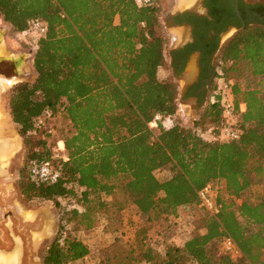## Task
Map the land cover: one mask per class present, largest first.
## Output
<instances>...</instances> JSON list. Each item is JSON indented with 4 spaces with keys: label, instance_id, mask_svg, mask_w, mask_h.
<instances>
[{
    "label": "trees",
    "instance_id": "trees-1",
    "mask_svg": "<svg viewBox=\"0 0 264 264\" xmlns=\"http://www.w3.org/2000/svg\"><path fill=\"white\" fill-rule=\"evenodd\" d=\"M0 16L17 32L30 30L35 19L47 25L33 58L35 82L15 86L9 100L28 149L26 200L60 207L59 198L71 197L78 204L61 211L43 264L86 257L90 248L77 232L98 226L117 191L149 223L179 219L185 208L202 215L182 245L163 241L160 249L145 233L139 252L118 263L264 264V23L241 27L220 50L216 70L233 82L236 107L243 102L245 111L238 115V139L209 141L198 129L218 131L219 103L210 102L186 127L177 120V85L158 75L167 60L157 0L141 6L134 0H0ZM241 69L249 72L244 81L238 80ZM46 108L65 113L72 124L63 137L67 160L52 157L49 135L35 126ZM158 113L174 123L167 129L159 122L155 136L149 123ZM42 161L60 165L56 183L31 179V164ZM208 184L217 186V216L200 206L198 193ZM255 185L263 192L254 202L245 194ZM225 236L242 256L223 251Z\"/></svg>",
    "mask_w": 264,
    "mask_h": 264
},
{
    "label": "rangeland",
    "instance_id": "rangeland-1",
    "mask_svg": "<svg viewBox=\"0 0 264 264\" xmlns=\"http://www.w3.org/2000/svg\"><path fill=\"white\" fill-rule=\"evenodd\" d=\"M157 2L158 5L161 7V17L164 11L168 12L169 10H171L170 8L172 6L177 5V3H174V0H157ZM116 20L118 19L116 18ZM0 25H5L10 28L8 42H10L9 44L11 47V52H8L5 51L2 44L0 54L2 55L6 53V55L12 59L13 54L17 53L18 51H22L17 54L24 58V61H27L24 63L23 69L26 70L27 73L31 72V65L33 64V58L37 49L39 35L30 30L26 32H17L12 28L9 23L5 22L1 16ZM162 34L166 41L164 47L166 49L168 37L167 34L164 32L163 26ZM165 54L167 57V52ZM218 63L219 59L216 60V65H218ZM160 76L162 79L170 80L177 85V82L170 74V70L167 65L161 70ZM246 76H249V72L246 69H241L239 72L238 80L244 81V78H246ZM25 80H30V76H27L26 79H20L17 83L13 84L10 87L9 91L3 94V105L7 110V99L9 96H11L13 88L21 82H25ZM210 102L211 96L207 98L206 105L200 110L198 114L190 113L191 106L189 104H180L178 102L179 105L177 110V120L180 121V123L186 127L194 126L195 122H197L201 118L204 110L208 107V104ZM12 126L14 131L15 128L18 130V126L13 124ZM71 126L72 124L65 113H57L54 120L55 135L50 137V143L54 145L59 138H63L69 132V130H71ZM210 127L211 126L208 125L203 128L204 130L202 131L205 133V137L211 139L212 136L207 133L206 129ZM153 130L155 136H157L159 134V129L154 128ZM15 155H17L18 157L16 156V160H13V164L14 166H18V164L21 165L20 182L26 184L28 182L26 176L28 175L29 168V163L27 161V147H25V145L23 144L21 151L16 152V154H13L12 156ZM159 174L163 177L166 176L168 172L162 171ZM262 192L263 186L255 185L246 192L245 198L255 202L257 201ZM108 201L110 202V204L107 210L105 211L107 216H105L106 219L105 217L100 218L98 226L94 229L77 232L78 237L89 246L90 253L86 257L73 261L69 264H122L118 263V261L124 259L126 256L132 255V250H136L135 254L139 252L142 241L141 236H143V234L145 233H147V236L148 238H150V241L155 245H158L160 249H162L161 246L163 241L169 243L171 242L176 245H182L187 239L190 238L194 228L192 224L194 223L196 218L202 216L198 210L185 208L179 211L181 219H170L168 217H164L160 221L149 223L146 222L145 219L141 216L138 208L132 202L127 200L122 191H117L114 195L108 198ZM59 203L61 205L60 207L56 206L55 201L52 200L37 199L35 201H32L31 204L42 207L43 228H45L48 225L49 221L54 219L55 217L60 218V213L64 208L71 209L74 207H78L75 198L71 197L59 198ZM121 205H123L122 208L119 207ZM147 229L148 232H146ZM56 235L57 233L55 234V232L52 231L49 235L44 236V238L41 239L42 250H40L39 253L37 252L36 255L42 257V262L49 245L56 237Z\"/></svg>",
    "mask_w": 264,
    "mask_h": 264
},
{
    "label": "flooded vegetation",
    "instance_id": "flooded-vegetation-1",
    "mask_svg": "<svg viewBox=\"0 0 264 264\" xmlns=\"http://www.w3.org/2000/svg\"><path fill=\"white\" fill-rule=\"evenodd\" d=\"M174 3L177 5L164 11L161 17L168 37L166 65L177 82L180 102L191 106V114H198L215 86L216 60L223 44L246 24L264 23V0H174ZM0 72L17 74L9 60L0 62ZM36 253L28 251L26 261L34 262L36 258L38 261Z\"/></svg>",
    "mask_w": 264,
    "mask_h": 264
},
{
    "label": "crops",
    "instance_id": "crops-1",
    "mask_svg": "<svg viewBox=\"0 0 264 264\" xmlns=\"http://www.w3.org/2000/svg\"><path fill=\"white\" fill-rule=\"evenodd\" d=\"M117 19L115 21L119 23V18L117 17ZM161 20L164 21L162 18ZM9 34L10 28L0 25V49L3 44L5 51L11 52L10 42H8ZM20 52L22 51L17 53ZM17 53L13 54L12 59L6 53L0 54V62L12 61L17 73L10 75L0 72V264H43L42 257H39L38 261L36 258L34 262L28 263L26 261L27 253L32 250L34 252L42 250L41 239L52 231L57 233L59 218L55 217L50 220L48 225L43 228L42 207L31 204L32 201L37 200L36 198L26 200L22 192L24 183L20 182L21 165L14 166L13 164L17 155H12L20 152L24 143L18 130L15 128L14 131L12 126V124H16L10 113V96L7 99V110L3 105V94L20 79L30 76V80H25V82L33 83L37 78L33 64L31 72L27 73L23 69L24 63L27 61H24V58ZM162 69L163 67L158 71L160 78Z\"/></svg>",
    "mask_w": 264,
    "mask_h": 264
},
{
    "label": "built area",
    "instance_id": "built-area-1",
    "mask_svg": "<svg viewBox=\"0 0 264 264\" xmlns=\"http://www.w3.org/2000/svg\"><path fill=\"white\" fill-rule=\"evenodd\" d=\"M139 6L151 4L154 0H134ZM30 31L35 32L39 36H44L47 32V25L39 19L30 22ZM233 82L225 79L221 71H217L216 83L211 92V102H218L221 108L222 124L218 131H214L213 127L207 129L211 139L205 138L204 129H198L202 138L209 141H228L231 139H238L240 137V129L237 126L238 115L245 111V104L241 102L239 107H236L234 96L232 94ZM179 105V104H178ZM54 112L46 108L41 115L35 119V126L44 135L52 137L55 135L54 129ZM162 122L163 125L169 129L173 126L172 118H165L162 114L158 113L154 119L149 123V126L154 129L158 128V123ZM52 157L54 159L67 160V153L65 142L63 138H59L52 147ZM31 179L36 182L45 184L56 183L61 176L60 165H55L52 161L33 162L30 166ZM200 206L204 208L209 214L217 216L222 205L217 200V186L208 184L203 187L199 193ZM237 203H241L242 199L237 198ZM223 251L228 253L234 258L242 256V252L236 242L229 236H225L221 242Z\"/></svg>",
    "mask_w": 264,
    "mask_h": 264
},
{
    "label": "water",
    "instance_id": "water-1",
    "mask_svg": "<svg viewBox=\"0 0 264 264\" xmlns=\"http://www.w3.org/2000/svg\"><path fill=\"white\" fill-rule=\"evenodd\" d=\"M190 8H194L193 6H189ZM18 67H19V64H18ZM181 94V93H180ZM178 102L180 103V96H179V98H178Z\"/></svg>",
    "mask_w": 264,
    "mask_h": 264
},
{
    "label": "bare ground",
    "instance_id": "bare-ground-1",
    "mask_svg": "<svg viewBox=\"0 0 264 264\" xmlns=\"http://www.w3.org/2000/svg\"><path fill=\"white\" fill-rule=\"evenodd\" d=\"M11 149V148H10Z\"/></svg>",
    "mask_w": 264,
    "mask_h": 264
}]
</instances>
